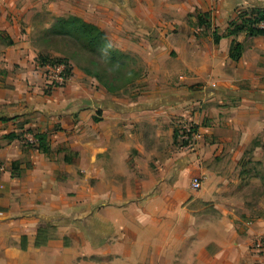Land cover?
<instances>
[{
	"label": "crops",
	"instance_id": "obj_1",
	"mask_svg": "<svg viewBox=\"0 0 264 264\" xmlns=\"http://www.w3.org/2000/svg\"><path fill=\"white\" fill-rule=\"evenodd\" d=\"M252 7L264 0H0V264H264V229L230 219L214 169L264 139V36H225ZM70 15L141 55L156 90L125 103L74 70L51 90L31 40ZM177 116L199 127L193 149L162 142ZM200 175L208 187L191 191Z\"/></svg>",
	"mask_w": 264,
	"mask_h": 264
},
{
	"label": "rangeland",
	"instance_id": "obj_2",
	"mask_svg": "<svg viewBox=\"0 0 264 264\" xmlns=\"http://www.w3.org/2000/svg\"><path fill=\"white\" fill-rule=\"evenodd\" d=\"M49 19L50 22L47 24L40 23L38 25L39 32L31 41L38 48V53L43 56H48L52 58H60L62 62L58 65H64L70 67V73H73V70L78 74L85 73L83 69L97 70L101 73L103 80L107 79L111 81L116 86L115 92H110L113 96L118 97L121 101L128 103L132 101H141L147 95L155 91L157 88V73L152 71L153 67L147 61H145L139 54L129 55V59L125 60L127 64L126 68L117 69V66H110L105 61L100 59L97 55L92 54L82 42L77 41L75 38L64 36V35H54L52 33L51 27L55 17L46 16L43 18ZM4 42V41H3ZM126 54V53H125ZM91 60H96L98 64L96 66L92 65ZM74 74V73H73ZM91 78H95L92 75L85 73ZM69 77H67L68 79ZM96 79V78H95ZM97 80V79H96ZM99 81V80H97ZM67 82V81H66ZM55 85L49 84L50 89L59 91L66 85ZM100 82V81H99ZM101 83V82H100ZM102 84V83H101ZM196 95V94H195ZM190 96V95H189ZM188 97V96H187ZM184 98V97H182ZM189 101V100H188ZM185 102L183 105L186 108L189 107V110L193 107L195 109L194 102ZM170 102H176L175 96H170ZM182 104V103H180ZM203 106L209 105L201 102ZM218 105V103H211ZM174 105V104H173ZM158 106V105H157ZM200 106V105H198ZM241 115V114H240ZM173 125L171 133L164 132L162 137V142L165 143V146H172L173 150H190L196 146L198 138L199 127L195 131L197 134V139L193 141L191 147H185V143L180 139L179 133L180 129L184 124H190L192 127L197 126L196 123L189 120L187 117L177 116L176 119H173ZM207 122L203 120L202 123ZM236 138V137H235ZM234 138V139H235ZM185 148V149H184ZM231 161V159H230ZM237 165H227L222 166L217 164L215 166V171L221 175H225L227 181H223L219 184L220 191L228 190L231 193L229 204H227L232 211L234 212L230 219H234L235 222H249L255 223L257 227L264 229V139L263 137H256L244 151L242 157L236 163ZM199 178L202 183L201 188L194 190L192 188V180ZM208 187V178L207 175H200L192 177L190 182V190L194 192H199L204 188ZM216 190L219 188L216 187ZM223 202L222 199H215V201L204 202L199 204L201 207L207 209L214 206L215 203ZM213 217L216 218L217 214H214ZM221 217V215H220ZM260 240L264 242V230L259 235Z\"/></svg>",
	"mask_w": 264,
	"mask_h": 264
},
{
	"label": "trees",
	"instance_id": "obj_3",
	"mask_svg": "<svg viewBox=\"0 0 264 264\" xmlns=\"http://www.w3.org/2000/svg\"><path fill=\"white\" fill-rule=\"evenodd\" d=\"M203 21V22H202ZM200 24H204L202 17H199ZM264 8L252 7L241 11L237 20L232 21L226 32L225 36L237 37L241 32H246L247 36H264ZM208 25V24H207ZM52 33L54 35H64L75 38L77 41L82 42L83 45L94 55H97L110 66H117V69L126 68L125 60L129 59V55L123 53L119 49L115 48L108 40L105 32L96 25L88 23L75 15L68 17H56L52 26ZM220 36H215V42H218ZM244 51V44L242 42L232 41L229 49V56L232 60L237 61L241 58ZM39 60L41 64L58 65L62 62L60 58H52L39 54ZM92 65L96 66L98 62L91 60ZM70 67L65 69V76L69 77ZM85 73L94 76L99 80L102 85L109 91L115 92L116 86L109 80H103L102 75L97 70L83 69ZM197 130V127H195ZM17 133H9L4 136L5 140H12L17 138ZM36 143L39 147L45 146L46 135L36 134ZM26 143H29L26 141Z\"/></svg>",
	"mask_w": 264,
	"mask_h": 264
},
{
	"label": "built area",
	"instance_id": "obj_4",
	"mask_svg": "<svg viewBox=\"0 0 264 264\" xmlns=\"http://www.w3.org/2000/svg\"><path fill=\"white\" fill-rule=\"evenodd\" d=\"M65 66L64 65H55L51 68L47 80L49 84L55 85H64L67 81V77L65 76ZM194 126L192 127L190 124H184L179 133L180 139L185 143V147H191L193 145V141L197 139V134L195 133ZM27 135V134H26ZM27 142L35 143L36 138L34 136L27 135ZM30 137V138H29ZM202 183L199 178H195L192 180V188L194 190H198L201 188Z\"/></svg>",
	"mask_w": 264,
	"mask_h": 264
}]
</instances>
